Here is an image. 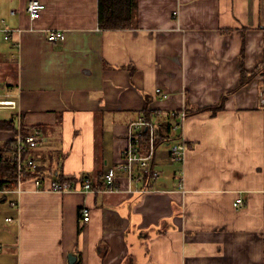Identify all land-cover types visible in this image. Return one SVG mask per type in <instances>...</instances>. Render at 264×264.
Instances as JSON below:
<instances>
[{"label": "crops", "instance_id": "crops-1", "mask_svg": "<svg viewBox=\"0 0 264 264\" xmlns=\"http://www.w3.org/2000/svg\"><path fill=\"white\" fill-rule=\"evenodd\" d=\"M38 1L32 22L31 0H0V102H17L0 119L43 131L51 178L102 187L145 111L161 127L189 112L188 150L177 164L161 147L154 189L0 191V264H264V0H116L118 29L101 0ZM17 136L0 130V148Z\"/></svg>", "mask_w": 264, "mask_h": 264}, {"label": "built area", "instance_id": "built-area-1", "mask_svg": "<svg viewBox=\"0 0 264 264\" xmlns=\"http://www.w3.org/2000/svg\"><path fill=\"white\" fill-rule=\"evenodd\" d=\"M46 9V5L38 0H31L28 4L27 11L32 22L39 19ZM6 39H9L10 30H4ZM65 39L63 31H52L49 34L50 41H62ZM157 95L162 98H168L169 94L162 88H157ZM264 104V99L262 100ZM1 106L16 108V101H3L0 102ZM186 110L171 111L167 114V124L165 127H161L159 120L154 115L141 114L136 120L132 121L127 130V143L123 150L121 161L109 170L104 175V183L102 187L96 189L92 180L88 177H81L74 179L70 177H64L62 180L59 178H51V176L36 177L33 181L36 184L37 190L40 191H54L59 193L72 192V191H110L116 192L121 190V184L123 180H126L130 187L129 193H134L132 189L133 184L147 183L153 187L155 181H157L161 175V170L155 167L156 159L159 153H161V147L157 144L158 131L162 129L163 135L170 139L165 143L169 148L168 156L172 162L182 164L185 161L188 146L186 140L182 135L183 123L188 117ZM162 125V124H161ZM21 129V126H20ZM17 144L15 151L17 153L19 170L22 173V169L29 168L32 171H39L40 165L37 163L34 157V151L45 143V136L41 129L35 128L30 134L17 136ZM20 173V174H21ZM23 181H20L22 183ZM45 182L49 183V187H44ZM19 183V185H20ZM184 183L182 180L181 188L184 189ZM153 187L152 189H154ZM149 188L143 187L142 189L135 190V192L144 193ZM4 192V191H2ZM7 192V191H6ZM8 192H20V188ZM243 201L237 200L234 204L236 207H241ZM13 206L17 205V202L11 203ZM91 219V211L88 207L84 206L81 209V220L84 223H88ZM12 221L11 218L7 219Z\"/></svg>", "mask_w": 264, "mask_h": 264}, {"label": "trees", "instance_id": "trees-1", "mask_svg": "<svg viewBox=\"0 0 264 264\" xmlns=\"http://www.w3.org/2000/svg\"><path fill=\"white\" fill-rule=\"evenodd\" d=\"M116 7H117L116 0H101L100 25L102 28L104 29L120 28V26H117L114 23V20L116 18V14H115ZM242 75L243 78L245 79L243 80V83L241 85H244V83H247L253 77L250 76L246 78L244 72ZM214 109H216V107ZM145 114L148 115L147 111H145ZM187 115H189V112ZM16 121H17L16 118L15 119L12 118L9 120L0 119V130H14L15 132H17V134H21V135H27L32 132V130L27 129L24 126H21V129L18 128L16 126ZM169 141L170 139H167L163 135L162 129H159L158 139H157L158 146H162ZM16 144H17V140H11L5 142L0 148V191L8 192V191L16 190L19 186L20 181L26 182L29 180H33L36 177H42L46 175L50 176L49 174L46 173V170L42 167H40L39 171H35V172L29 168H24L22 169V173H21L18 166L17 153L15 151ZM59 179L62 180L63 176H61Z\"/></svg>", "mask_w": 264, "mask_h": 264}, {"label": "rangeland", "instance_id": "rangeland-1", "mask_svg": "<svg viewBox=\"0 0 264 264\" xmlns=\"http://www.w3.org/2000/svg\"><path fill=\"white\" fill-rule=\"evenodd\" d=\"M7 203H9V202H7ZM8 206L10 207V205L8 204ZM4 209H5V211L7 210V207H4Z\"/></svg>", "mask_w": 264, "mask_h": 264}, {"label": "water", "instance_id": "water-1", "mask_svg": "<svg viewBox=\"0 0 264 264\" xmlns=\"http://www.w3.org/2000/svg\"><path fill=\"white\" fill-rule=\"evenodd\" d=\"M71 263H73V261L71 260Z\"/></svg>", "mask_w": 264, "mask_h": 264}]
</instances>
